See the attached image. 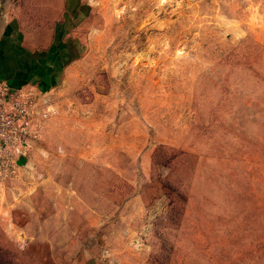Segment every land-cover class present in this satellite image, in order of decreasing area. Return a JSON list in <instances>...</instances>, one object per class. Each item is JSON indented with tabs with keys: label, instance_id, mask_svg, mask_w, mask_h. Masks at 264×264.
Segmentation results:
<instances>
[{
	"label": "rangeland",
	"instance_id": "rangeland-1",
	"mask_svg": "<svg viewBox=\"0 0 264 264\" xmlns=\"http://www.w3.org/2000/svg\"><path fill=\"white\" fill-rule=\"evenodd\" d=\"M1 3L54 111L0 165V264H264V0Z\"/></svg>",
	"mask_w": 264,
	"mask_h": 264
},
{
	"label": "built area",
	"instance_id": "built-area-1",
	"mask_svg": "<svg viewBox=\"0 0 264 264\" xmlns=\"http://www.w3.org/2000/svg\"><path fill=\"white\" fill-rule=\"evenodd\" d=\"M43 112L30 92L17 90L0 80V165L8 167L14 158L27 156L34 137L33 124Z\"/></svg>",
	"mask_w": 264,
	"mask_h": 264
},
{
	"label": "crops",
	"instance_id": "crops-1",
	"mask_svg": "<svg viewBox=\"0 0 264 264\" xmlns=\"http://www.w3.org/2000/svg\"><path fill=\"white\" fill-rule=\"evenodd\" d=\"M19 0H17L18 2ZM16 2V0H15ZM16 4V3H15ZM40 5H45V3H42ZM1 7H3L2 3L0 4ZM10 21V20H9ZM7 21H3L2 20V14H0V32L4 31L5 27L8 26L7 23L9 22ZM17 25L19 27H17ZM9 27V26H8ZM12 26H10L9 28H11ZM13 32H15V29L17 31L22 32V28L20 27V20L16 17V21L13 22ZM4 35V34H2ZM6 36V35H4ZM14 36V35H12ZM12 41H14V39H11ZM1 42L4 43V40H2ZM20 53V52H18ZM9 59V60H8ZM21 59H22V54H10V53H5L4 51H0V80L5 81L9 84V86H11L14 89L17 90H22L20 89L21 85H23L22 83L25 82V80H23V74H24V70L27 68L25 65L23 68H21L20 64H21ZM30 68L36 69L34 66H29L27 69L29 70ZM30 71V70H29ZM30 73V72H29ZM33 72H31L32 74ZM36 72H34L35 74ZM27 92V91H26ZM20 160H24L23 156L20 157Z\"/></svg>",
	"mask_w": 264,
	"mask_h": 264
}]
</instances>
